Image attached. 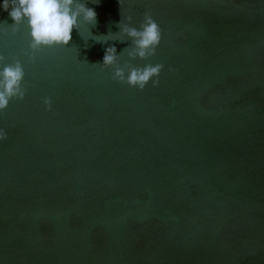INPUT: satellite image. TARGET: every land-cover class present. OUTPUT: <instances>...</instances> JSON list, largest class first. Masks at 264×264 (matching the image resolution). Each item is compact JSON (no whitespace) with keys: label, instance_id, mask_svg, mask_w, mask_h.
<instances>
[{"label":"water","instance_id":"obj_1","mask_svg":"<svg viewBox=\"0 0 264 264\" xmlns=\"http://www.w3.org/2000/svg\"><path fill=\"white\" fill-rule=\"evenodd\" d=\"M82 2L97 24L34 61L26 24L0 33L26 88L0 113V264H264V0ZM148 13L141 59L121 29ZM147 64L155 87L112 78Z\"/></svg>","mask_w":264,"mask_h":264},{"label":"clouds","instance_id":"obj_2","mask_svg":"<svg viewBox=\"0 0 264 264\" xmlns=\"http://www.w3.org/2000/svg\"><path fill=\"white\" fill-rule=\"evenodd\" d=\"M0 9L8 12L14 21L12 25H7L6 29L0 27V33L15 34L19 26L24 24L29 29L28 55L31 61L35 60L34 54L43 47L67 46L72 40L74 28L79 32L82 25L97 24V13L82 0H0ZM121 31L133 39L135 55L141 59L155 55L162 39L161 28L150 13L146 14L141 29L125 26ZM89 36L97 42L107 39L106 36L99 39L91 31ZM117 57L115 46L106 48L102 65L105 67L114 65ZM2 59L0 57V61ZM163 67L162 64H147L143 67H133L127 72L117 68L112 78L143 90L149 82L153 87L159 84L158 77ZM24 76V67L19 61L0 67V113L8 108L14 98L19 100L25 98ZM43 104L48 111L52 110L50 97H44ZM6 139L7 132L0 128V142Z\"/></svg>","mask_w":264,"mask_h":264}]
</instances>
